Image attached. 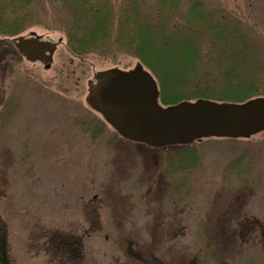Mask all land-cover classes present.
Returning a JSON list of instances; mask_svg holds the SVG:
<instances>
[{"label":"rangeland","instance_id":"374dc122","mask_svg":"<svg viewBox=\"0 0 264 264\" xmlns=\"http://www.w3.org/2000/svg\"><path fill=\"white\" fill-rule=\"evenodd\" d=\"M110 1L114 19L129 2H159ZM202 1L264 35V0ZM64 2H29L28 26L0 34V264H264V129L201 136L195 166L166 173L170 147L124 138L89 102L109 70L153 74L126 47L71 53ZM20 36L51 49L29 60L8 47ZM181 60L168 52L163 65ZM187 63L179 71L193 82L177 93L207 85ZM256 70L264 64L247 67L244 84L264 90Z\"/></svg>","mask_w":264,"mask_h":264},{"label":"trees","instance_id":"16d2710c","mask_svg":"<svg viewBox=\"0 0 264 264\" xmlns=\"http://www.w3.org/2000/svg\"><path fill=\"white\" fill-rule=\"evenodd\" d=\"M31 1L38 0H0V34L13 37L28 26L26 21L33 9ZM63 1V7L71 15L65 29L71 53L77 56L88 52L106 55L110 49L126 47L156 78L160 103L172 105L196 100L236 103L264 94L257 85L247 87L244 84L247 67L264 64V35L253 23L217 3L209 5L202 0H193L180 10L178 4L183 3L182 0H159L144 6L134 1L127 3L114 19L110 0ZM79 8L83 11L74 13ZM87 29L91 36L85 39L82 35ZM11 44L13 46L8 47L17 50L15 43ZM146 44L157 47L154 57L145 51L143 46ZM168 52L176 59H182L175 64L176 69L163 65ZM185 59L192 65L195 75L199 74L201 80L206 78L207 85L177 93L174 89L193 82L179 71V65ZM254 73L256 76L264 74L258 70ZM194 141L159 146L170 147V156L164 161L166 173L188 172L195 166L198 149Z\"/></svg>","mask_w":264,"mask_h":264},{"label":"water","instance_id":"95a60500","mask_svg":"<svg viewBox=\"0 0 264 264\" xmlns=\"http://www.w3.org/2000/svg\"><path fill=\"white\" fill-rule=\"evenodd\" d=\"M15 45L29 60L51 49L46 42L23 36ZM137 70V75L109 70L113 76L99 80L89 95L90 105L127 139L161 146L201 136L248 137L264 129L262 96L236 103L196 100L161 106L155 80L141 67Z\"/></svg>","mask_w":264,"mask_h":264},{"label":"flooded vegetation","instance_id":"af4514ba","mask_svg":"<svg viewBox=\"0 0 264 264\" xmlns=\"http://www.w3.org/2000/svg\"><path fill=\"white\" fill-rule=\"evenodd\" d=\"M117 71H119V70H117ZM121 72H123V73H125V74H127V73H129V72H133V75H137V74H139V71L137 70V68H135V69H133V70H131V71H129V70H125V72L121 70ZM111 76H113V74H107L106 76H102L101 79L104 81L105 78H107V77H111ZM130 79L132 80V78H130Z\"/></svg>","mask_w":264,"mask_h":264},{"label":"bare ground","instance_id":"6f19581e","mask_svg":"<svg viewBox=\"0 0 264 264\" xmlns=\"http://www.w3.org/2000/svg\"><path fill=\"white\" fill-rule=\"evenodd\" d=\"M158 90V89H157Z\"/></svg>","mask_w":264,"mask_h":264}]
</instances>
